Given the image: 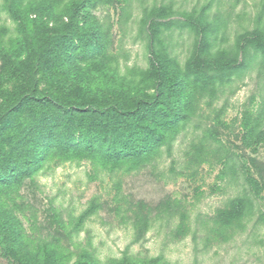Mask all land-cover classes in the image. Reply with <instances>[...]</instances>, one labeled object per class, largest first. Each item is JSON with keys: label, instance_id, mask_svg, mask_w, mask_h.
I'll use <instances>...</instances> for the list:
<instances>
[{"label": "rangeland", "instance_id": "rangeland-1", "mask_svg": "<svg viewBox=\"0 0 264 264\" xmlns=\"http://www.w3.org/2000/svg\"><path fill=\"white\" fill-rule=\"evenodd\" d=\"M1 2L0 26L12 28ZM154 7L164 10L153 12ZM94 12L110 27L111 51L122 71L147 67L152 53L160 50L182 64L190 58L196 63L217 60L224 54L247 66L232 73L213 98L207 96L170 154L130 172H97L89 161L52 162L24 181L11 206L16 218L29 234L34 231L30 219H35V231L58 236L71 247H85L101 264H121L124 254L144 260L161 255L162 264H264L263 189L252 193L255 214L243 227L217 233L213 222L226 217L231 199L251 188L248 174L264 187V141L247 146L241 124L247 112L253 119L261 116L264 129V57L249 43L255 35H264V0H98ZM191 21L218 22L207 52L198 50L199 36ZM60 22L44 19L45 32L57 33ZM6 71L0 58V73ZM17 83L0 82V103ZM39 85L51 89L44 80ZM210 129L226 148L227 158L220 161L218 150L211 149L204 150V160L192 161L188 146L200 142ZM92 204L95 212L69 238L53 213L69 229L70 220ZM136 213L150 216L137 239ZM18 258L0 232V264H24Z\"/></svg>", "mask_w": 264, "mask_h": 264}, {"label": "trees", "instance_id": "trees-1", "mask_svg": "<svg viewBox=\"0 0 264 264\" xmlns=\"http://www.w3.org/2000/svg\"><path fill=\"white\" fill-rule=\"evenodd\" d=\"M97 2H1L14 26H0V58L7 69L0 73V82L15 79L18 83L0 103V232L24 264H101L85 247H71L58 236L45 237L35 231L33 218L34 231L26 232L11 209L26 179L55 161H89L97 172H130L170 154L176 138L199 113L207 96L213 98L232 73L247 66V62L232 61L224 54L217 60L196 63L190 58L182 64L160 50L152 53L147 67L134 65L122 71L119 57L111 51L110 27L94 12ZM147 16L145 13L144 22ZM44 19L61 21L60 30L47 34ZM190 26L198 33V50L207 52L212 45L209 35L217 31L218 22L191 21ZM249 43L264 57L262 33ZM42 80L51 89L41 88ZM120 98L132 101L125 104ZM260 121L261 116L243 115V141L249 147L264 141ZM188 147L192 161L204 160L211 149L218 150L220 161L227 158L226 148L211 129ZM247 181L251 188L231 199L226 217L213 218L217 233L237 225L241 228L253 218L252 193L258 195L264 187L250 174ZM94 212L92 204L70 220L69 229L57 213L53 216L71 238ZM135 217L137 239L150 216L136 213ZM161 258L144 260L124 254L121 264H162Z\"/></svg>", "mask_w": 264, "mask_h": 264}]
</instances>
